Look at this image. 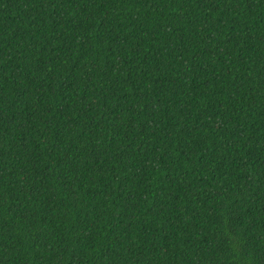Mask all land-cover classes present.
Wrapping results in <instances>:
<instances>
[{
  "label": "trees",
  "instance_id": "1",
  "mask_svg": "<svg viewBox=\"0 0 264 264\" xmlns=\"http://www.w3.org/2000/svg\"><path fill=\"white\" fill-rule=\"evenodd\" d=\"M0 264H264V0H0Z\"/></svg>",
  "mask_w": 264,
  "mask_h": 264
}]
</instances>
